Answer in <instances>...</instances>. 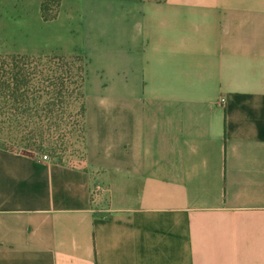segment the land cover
Returning a JSON list of instances; mask_svg holds the SVG:
<instances>
[{
	"label": "crops",
	"instance_id": "1",
	"mask_svg": "<svg viewBox=\"0 0 264 264\" xmlns=\"http://www.w3.org/2000/svg\"><path fill=\"white\" fill-rule=\"evenodd\" d=\"M11 56L8 106L46 108L51 58L109 95L80 164L0 146V264H264V0H0Z\"/></svg>",
	"mask_w": 264,
	"mask_h": 264
},
{
	"label": "rangeland",
	"instance_id": "2",
	"mask_svg": "<svg viewBox=\"0 0 264 264\" xmlns=\"http://www.w3.org/2000/svg\"><path fill=\"white\" fill-rule=\"evenodd\" d=\"M86 63V60L77 57L43 61L41 83L51 95L41 104L47 108L50 106L53 113H45L44 108L40 114L27 116L9 110L12 127L8 134L6 132L2 135L0 132V146L47 154L59 163L80 164L85 153V125L81 111L84 106L83 97L85 102L92 103L98 101L97 98L109 95L101 90L95 91L94 83L100 76L94 62H90L87 71ZM83 69L84 73L81 74ZM86 72L87 80L83 89L82 76L86 77ZM35 83L38 80H31L29 86ZM62 90L66 93L59 96ZM114 97L117 98V95ZM4 101L6 99L0 98V104ZM13 108V105L8 106V109Z\"/></svg>",
	"mask_w": 264,
	"mask_h": 264
},
{
	"label": "trees",
	"instance_id": "3",
	"mask_svg": "<svg viewBox=\"0 0 264 264\" xmlns=\"http://www.w3.org/2000/svg\"><path fill=\"white\" fill-rule=\"evenodd\" d=\"M44 11H46V8H43ZM18 57L11 56V57H0V98H3L4 101L3 103L0 104V132L5 134L10 131L12 127V122L10 120V111L13 110L15 111L18 115H26L30 116L32 113H35V110L28 108V107H19V108H13V109H8V95L9 97H13V94H18V96L21 99H25L24 94L27 91V86L29 85V80L27 73L23 72V68L18 66L16 64V59ZM61 59V58H58ZM84 73V69L81 70V74ZM86 77L82 76V86L84 85ZM64 89V88H63ZM67 91V90H66ZM21 92V93H20ZM63 93H66L65 91L59 92V96H62ZM23 95V96H21ZM23 97V98H22ZM54 110L50 106L44 110L45 113L51 114L53 113ZM81 111L85 113V108L84 106L81 108ZM38 110H36V113ZM31 125V124H30ZM33 125V124H32Z\"/></svg>",
	"mask_w": 264,
	"mask_h": 264
},
{
	"label": "built area",
	"instance_id": "4",
	"mask_svg": "<svg viewBox=\"0 0 264 264\" xmlns=\"http://www.w3.org/2000/svg\"><path fill=\"white\" fill-rule=\"evenodd\" d=\"M43 161H50V157L47 154H43ZM108 188L101 184H92L90 188V205L94 212L105 213L109 211V197Z\"/></svg>",
	"mask_w": 264,
	"mask_h": 264
}]
</instances>
